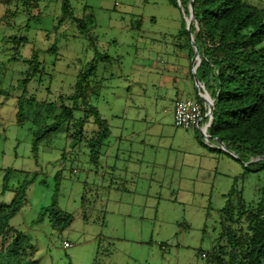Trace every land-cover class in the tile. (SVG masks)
<instances>
[{
  "label": "rangeland",
  "instance_id": "374dc122",
  "mask_svg": "<svg viewBox=\"0 0 264 264\" xmlns=\"http://www.w3.org/2000/svg\"><path fill=\"white\" fill-rule=\"evenodd\" d=\"M67 1L64 13L63 0H0V207L35 174L26 203L9 223L28 238L23 258L36 264H208L201 254L214 245L225 195L234 186L244 200L255 199L262 176L243 178L239 162L214 151L198 130L175 128L171 104L155 100L163 90L152 86L147 69L174 45L182 11L167 0ZM82 19L87 34L80 32ZM34 51L39 66L25 99L37 102L71 94L78 74L95 65L90 102L113 126L98 167L84 143L69 146L72 132L62 128L43 138L34 155L38 127L16 125L15 101L33 68L23 61ZM134 106L146 117L140 124L146 133L131 146L116 145L115 127L129 122ZM92 130L86 126V137ZM53 199L73 219L62 232L52 228L53 216L32 223Z\"/></svg>",
  "mask_w": 264,
  "mask_h": 264
},
{
  "label": "trees",
  "instance_id": "16d2710c",
  "mask_svg": "<svg viewBox=\"0 0 264 264\" xmlns=\"http://www.w3.org/2000/svg\"><path fill=\"white\" fill-rule=\"evenodd\" d=\"M261 1L263 4L256 6L245 0H192V23L188 31L190 0H167L174 8H180L184 17L174 40L180 48L186 47L193 58L190 42L193 39L200 60L195 85L213 101L212 121L207 130L209 143L219 140L236 157L234 160L244 169L243 178L250 172L262 176L257 177L260 185L255 199L244 200L242 190L234 186L225 195L214 245L209 252L201 254L208 264H264V0ZM67 9L68 1L63 0L62 11L66 13ZM83 22L82 19L80 32L87 34ZM38 54L34 51L29 60L23 61L33 68L21 82L22 93L15 101L16 125L30 121L38 127L32 137L34 155L43 138L62 128L66 133L72 132L69 146L75 148L84 143L90 162L98 167L108 147L110 125L90 102L89 78L95 75V65L89 64L85 73L78 74L71 94L59 96L53 102H37L34 96L25 99V88L36 73L33 69L38 71ZM103 59L108 62L107 55ZM194 100L203 105L197 95ZM90 124L95 130L91 137H86V126ZM251 160L254 162L249 163ZM34 179L32 174L24 180L15 189L12 202L0 207V264L11 261L36 264L30 257L23 258L28 238L9 224L26 203V190ZM46 215L55 217L51 223L58 232L69 227L73 220L58 209L54 199L32 223L43 222Z\"/></svg>",
  "mask_w": 264,
  "mask_h": 264
},
{
  "label": "crops",
  "instance_id": "0c3cea01",
  "mask_svg": "<svg viewBox=\"0 0 264 264\" xmlns=\"http://www.w3.org/2000/svg\"><path fill=\"white\" fill-rule=\"evenodd\" d=\"M183 42L180 44L182 45ZM174 40V45L168 49V53H165V56L162 58L158 55V58L149 65L147 69L148 76H154V79H151L152 86L163 90V94L157 95L156 99H160L162 104L170 103L171 104V124L173 122V105L176 100L179 99H196L197 91L196 85L192 78L191 68H193L192 59L190 58L188 49L186 47L180 48ZM163 66V67H161ZM126 81H130L126 79ZM139 82L135 83V86H138ZM169 93V95H168ZM138 96L140 94L138 92ZM133 109L135 112L131 115L128 123L122 124L119 128H116V131L119 136L114 139L115 144H121L122 142H127V145L131 146L134 142V138H137L146 133V126L140 127L141 121L146 120L144 115L139 114V106H134ZM164 113L166 112L163 110ZM146 123V122H145ZM109 124V123H108ZM110 125V135H112L113 126ZM195 130L196 129H192ZM116 133V134H117ZM110 137V136H109ZM138 141V140H135ZM212 148L215 146L211 145ZM117 148L118 146H114ZM111 149V147H109Z\"/></svg>",
  "mask_w": 264,
  "mask_h": 264
},
{
  "label": "built area",
  "instance_id": "2783aa9c",
  "mask_svg": "<svg viewBox=\"0 0 264 264\" xmlns=\"http://www.w3.org/2000/svg\"><path fill=\"white\" fill-rule=\"evenodd\" d=\"M203 111L204 104L197 100H176L173 105V126L181 130L198 129L202 132L207 124L206 113ZM62 246L69 248L70 244L63 242Z\"/></svg>",
  "mask_w": 264,
  "mask_h": 264
},
{
  "label": "water",
  "instance_id": "95a60500",
  "mask_svg": "<svg viewBox=\"0 0 264 264\" xmlns=\"http://www.w3.org/2000/svg\"><path fill=\"white\" fill-rule=\"evenodd\" d=\"M191 6H192V0H190L189 7H188L189 19H188V21L186 23V25H187L186 29L188 31H189V26L192 23V7ZM190 42H191V45H192V47L194 49L193 69H192L191 74H192V78H193L194 82L196 83L195 73H196V70H197V68L199 66L200 60H199V56H198V52H197L196 46H195L192 38L190 39ZM196 91H197V96L202 100V102L206 106V116H205V118L207 119V124L204 127V130L201 132V135H202V137L205 138L206 143L208 145H212V144L209 143V136L207 135V130H208V127L211 125V121H212L213 101L208 96H206L205 94L200 93L197 87H196ZM216 142L219 144V147L213 146L215 149L220 150V151H223L224 153L228 154L232 158H235L236 159V157L231 152H228L225 149L224 145L221 144L219 142V140L216 139ZM251 162H254V160H251L249 163H251Z\"/></svg>",
  "mask_w": 264,
  "mask_h": 264
},
{
  "label": "clouds",
  "instance_id": "9594fccd",
  "mask_svg": "<svg viewBox=\"0 0 264 264\" xmlns=\"http://www.w3.org/2000/svg\"><path fill=\"white\" fill-rule=\"evenodd\" d=\"M204 104V103H203ZM204 106H205V104H204ZM206 107V106H205ZM206 119V118H205ZM207 120V119H206ZM204 123H205V121H204ZM196 130H198V129H196ZM199 132H200V130H198ZM200 134H201V132H200ZM215 141H216V139H215Z\"/></svg>",
  "mask_w": 264,
  "mask_h": 264
}]
</instances>
